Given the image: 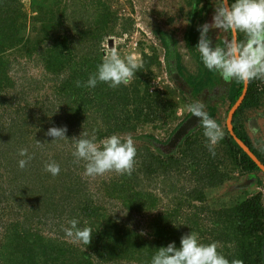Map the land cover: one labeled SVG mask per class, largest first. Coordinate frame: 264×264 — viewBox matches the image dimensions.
<instances>
[{
  "label": "trees",
  "instance_id": "obj_1",
  "mask_svg": "<svg viewBox=\"0 0 264 264\" xmlns=\"http://www.w3.org/2000/svg\"><path fill=\"white\" fill-rule=\"evenodd\" d=\"M21 1L0 0V109L5 108L0 113V218L4 219L6 209H18L17 212L23 213L30 211L31 207L27 205L31 203L38 204L37 210H44L46 215L60 213L56 215L64 218L71 214V218L67 220L79 219L81 228L86 227V220L95 217L106 216L108 222L101 229H91V242L82 249L75 248L66 241H46L36 230L32 241L21 238L16 250L9 249L10 255L12 254L11 264H116L134 261L136 254L139 256L135 264H151V258L159 247L167 246L173 241L179 247L181 237L191 231L198 232L203 243H220L221 249L218 251L229 261L240 259L243 264H264L263 191L244 192L230 206L210 211L208 220L213 226H217L215 232L205 233L200 228L203 214L208 213L209 207L195 202L204 203L205 189L218 185L229 176L230 170L238 169L246 176L255 175L254 182L258 180V184H262L259 175L261 168L243 150L230 131L226 129L223 139L214 146L215 156L207 147L200 118L174 148H159V145L165 147L179 126L193 115L190 111L165 139L148 134L147 138L153 148L150 145L135 146L137 155L131 175H116L117 178L114 176L107 184L109 187L104 184L101 187V184L94 193L91 191L85 181L88 176L84 174L83 161L77 163L72 156L74 137L78 138L86 131L89 137L95 135L99 142L113 134L131 131L140 122L166 120L176 113L182 103L168 97V94L165 95L158 88L151 90L149 82L154 75L153 68L161 65L155 50L152 54L142 52L143 67L134 75L135 84L132 87L121 85L111 88L104 83L98 84L94 89L77 87L76 82L87 81L101 62L98 43L106 32L107 25H116L115 13L107 6L83 11L76 7H81L75 4L78 0H61L57 7L41 17L44 35L32 43L28 37H18L20 26L25 25L26 18L22 17ZM185 1L191 5V10L188 13L189 24L184 41L188 54L194 59L193 70L185 66L183 54L176 48L179 41L175 38V32L159 29L156 33L165 48V57L174 60L177 79H180V86H175L172 93L180 94L183 101L189 104L201 100L205 103L209 116L215 120L220 114L217 101L222 105L228 103L230 110L240 99L246 86L236 80L224 82L217 73L204 67L195 47L200 39L198 29L207 21L204 10L210 8L211 2ZM82 6L86 5L83 3ZM38 8L42 9V6L39 5ZM59 10L62 13L61 20L56 19ZM173 19L174 16H170L168 21L172 22ZM198 19L199 24L196 23ZM130 28L131 26L125 25L121 31L127 32ZM218 32L221 34L222 30L210 29L207 38L212 41L213 47L217 45L226 48V39ZM229 35L232 39L230 31ZM239 39L244 40L243 34H240ZM9 48L16 49L17 52L22 48L26 49L27 60L37 61L44 68L43 81L50 74L54 76L56 83L52 93L55 97L50 99V108L41 104L37 114L26 94L8 95L13 77L29 82V88L34 90L44 86L42 81L40 86H32L35 79L26 75L16 76L12 60L9 61L2 54ZM82 48L85 52L81 51ZM80 52L82 55L77 59ZM262 82L263 79H254L249 83L246 96L233 116L232 127L235 134L264 163V152L258 147L257 140L247 126L254 121L251 111L260 108L264 102ZM141 84L144 86L143 90L139 87ZM184 86L189 88V92H185ZM220 86L225 87L224 93L207 102L204 99L205 93ZM55 109L59 113L54 115ZM52 127H66L67 139L54 141V137L47 135ZM20 148H26L32 157L24 169L18 166V160L22 158L18 155ZM179 148H182L181 151ZM51 162L60 165L59 175L52 176L44 170L45 165ZM6 178L10 180L6 181ZM118 178L122 180V189L126 191L129 200V205L123 207L127 215L123 216L111 211L109 202L106 201L109 200L108 196L115 198L113 189ZM147 180L158 188L161 187L162 195L170 198L164 210L158 211L161 197L142 189V181ZM249 180L251 178L248 183ZM15 200L19 203L13 204ZM102 210L105 212L103 216L100 213ZM135 210L142 213V216H145L146 211H158L149 220L152 226L164 230L166 235L158 237L154 246L146 247L143 235L130 223L129 219ZM28 218L26 217L27 222L30 223L29 220L33 218ZM68 221L65 224L69 226ZM10 224L17 228L23 225L19 220Z\"/></svg>",
  "mask_w": 264,
  "mask_h": 264
},
{
  "label": "rangeland",
  "instance_id": "obj_2",
  "mask_svg": "<svg viewBox=\"0 0 264 264\" xmlns=\"http://www.w3.org/2000/svg\"><path fill=\"white\" fill-rule=\"evenodd\" d=\"M37 1L38 2H34V0H22L20 4L21 13L22 15H24L22 17L26 16V18H24L25 25L20 26L18 37H28L32 40V43L36 42L37 39L44 35V22L41 20V17L46 15V12H48L50 9L57 7L61 3V0ZM210 2V8L204 10V13L207 17L206 23L208 24L212 23L215 7L218 5L219 0H210ZM70 3H72V1ZM83 3L86 6L83 7ZM75 4L81 5V7H76L83 9V11L84 9L87 11V9L93 10L94 8L100 7L102 9L107 6L115 13L117 17L116 25L114 26L112 23H109L107 25L106 32L104 33L101 41L98 43V56L100 58H102L105 51L110 52L113 48H115L119 52L122 58L127 55H134L140 62H142V52L152 54L155 50L159 55L161 65L154 66L153 68L154 75L149 82L151 90L153 91L158 88L165 95L168 94V97H173V99L182 104L180 105L176 113L173 116L168 117L166 120H158L149 123L140 122L136 125V128L132 129L131 131L116 133V135H119L122 139L131 137L136 147L150 145L153 148V146L151 145L152 143L147 138V135L153 134L161 139H165L171 132L172 128L177 125V123L189 111V103L183 101V98L182 96H180V94L172 93L175 86H180L178 85L180 79H174V60L170 57L169 59L165 57V48L160 42L156 31H158L159 29H166L175 32V38H177V40L179 41L176 48H178L183 54V62L185 66L190 70H193V66H195L194 59L188 54L187 47L184 41V34L189 24L187 19L188 13L191 10V5L186 3L185 0H78V2ZM39 5L42 6V9L38 8ZM60 9L62 10L61 7ZM61 10H59L56 15L57 20L62 19ZM170 16H174L172 22L168 21L170 19ZM24 20H20V22H24ZM196 23L199 24V19L196 21ZM125 25L131 26V28L127 32L123 31V33L121 30ZM218 33L220 34V32ZM220 35H222V37L226 39L227 43L232 40L229 35V31L222 30V33ZM109 38H112L114 41L113 47H110ZM30 45L31 44H29V46ZM89 49H91V47H89ZM26 51L27 50L24 48H22V50L18 52L16 51V49L9 48L2 54L9 61L12 60L13 70L17 72L15 73L16 76L26 75V77L35 79V81L31 83L32 86H40V81H42L41 84H44V86L39 89L35 88L34 90L29 88V82H25V80L21 81L17 79V77H13L8 88V95L10 96L12 94H21L24 96L26 94L29 98L30 103H32V107H34V112H37L38 114V112H40L38 111V109L41 104H43V106L46 105L47 108H50V99L55 97L52 91L56 81L54 76H52L51 74L49 75V78L47 76V79H44L45 81H43L42 79L45 72L44 68L37 61L27 60V58L25 57ZM81 51L85 52V49L82 48ZM82 52L78 54L77 59H80ZM22 53L24 55H22ZM134 84L135 79L133 76L127 86L132 87ZM262 84H264V82H262ZM139 87L142 90L144 89L143 84H141ZM184 88L185 92H189V88L187 86H184ZM219 89L220 90L217 91L212 90L211 92H206L204 95V99H206L207 102H210L212 99H216L219 94L224 93L225 87L223 86ZM217 103L220 107V114L215 120L221 126L223 131H225L226 129L229 130V127L227 125V117L232 108L229 110L228 103L224 105H222L219 101H217ZM4 110L5 108L0 109V113H3ZM53 113L55 115L59 112L55 109ZM251 115L254 117V122L251 121L247 126L251 130L253 138L257 140L258 147L263 148L264 152V102L260 106V108L251 111ZM253 123H256V126L258 127V129L256 128V131L252 128ZM158 145L159 144H157V146ZM7 147L8 146L6 145L5 148ZM163 147L164 146L159 145L160 149H167L166 147ZM179 149L181 151L182 148ZM229 172V176L225 177L218 185L210 186L205 189L206 198L204 203L199 201L195 202L197 205L209 207L208 213L205 212L203 214V220L200 223V228L205 231V233L207 231H209V233L211 231L215 232V227H217L213 226V224L208 220V214L210 211L230 206L238 199L239 195L243 194L244 192H264V173L262 171L259 172V175L262 179V184H258V180L254 182L253 176L255 175L246 176L243 173H240L238 169L230 170ZM116 175L120 174L114 171H109L99 176H88L85 181L87 184H89V187H91V191L94 193V191H96V187L101 186V184V187H103V184L109 187V185L107 184H109L111 179ZM125 175L126 174H124V176ZM249 178H251V180H249L250 183H247ZM7 180L10 179L6 178V181ZM121 181L122 180L118 178L114 183L115 188L113 189V193H115V198H111L110 196H108L109 200L106 201L109 202L111 211H115L120 216H123L127 215L123 207L129 205V200L126 195V191L122 189ZM4 184L6 185V183ZM141 186L146 193L148 191H151L157 197L162 198L158 211L164 210L166 208L170 198L167 195H162V192H160L161 187L158 188V186H156L155 184H151L148 180L142 181ZM18 201H20L19 197ZM18 201H16L15 203H11L18 204ZM27 206L29 208L31 207L30 211L23 213V211L17 212L18 209H6L5 215L3 214V216H5L4 219L0 218V264H11L10 256L12 257V254L10 255L9 249L11 251L16 250L18 241H20L21 238L22 240L24 238H27L32 241L33 232L36 230L39 231L40 234H42L46 241L48 239H53L56 243L66 241L68 242V244L72 245L75 248L78 247L82 249V247H84V244L74 242L73 240H71L70 238H66L65 236L64 228L68 227V225H66L65 223H67V219L71 218V214H67L66 216H64V218H61L60 216L56 215H60V213L46 215L44 213V210H37L38 204L33 205L30 203ZM111 208H113L114 210ZM158 211H146V213H144L145 216H142V213L139 214L135 210L133 211V215L129 219L131 220L130 223L137 228L139 233L143 235V242L145 243L146 247L154 246L155 240L158 237L160 238L166 235V232L164 230L154 227L150 223V216L152 217ZM100 213L102 214V216L105 215V212L103 210ZM53 216H55V218ZM26 217H29L28 220L30 218L33 219L29 220V223L27 222ZM18 220L23 223L22 226H19L17 228L10 224H15ZM106 222H108L106 216L95 217L86 220V226L90 227L91 229H101L102 226L106 224ZM7 225H9V228H7ZM218 249H221L220 243H218ZM232 250L233 249L231 248L230 252H232ZM138 256V254L134 256V261H124L116 264H135Z\"/></svg>",
  "mask_w": 264,
  "mask_h": 264
},
{
  "label": "clouds",
  "instance_id": "obj_3",
  "mask_svg": "<svg viewBox=\"0 0 264 264\" xmlns=\"http://www.w3.org/2000/svg\"><path fill=\"white\" fill-rule=\"evenodd\" d=\"M213 28L232 33L233 38L227 43L226 48L212 46V41L207 36ZM198 30L200 39L195 48L208 71L217 73L224 82L236 80L245 86L254 79H264V0H219L212 23H205ZM240 34L244 36L243 41L239 39ZM142 67L143 63L134 55L122 58L113 48L110 52L105 51L101 62L87 81H77L76 84L77 87L88 89H94L101 83L111 88L126 86ZM188 110L193 116L200 118L204 129L203 135L208 142L207 147L215 156L214 146L223 139L224 131L216 120L209 116L206 105L201 100L189 104ZM66 132V127H52L47 135L57 141L67 139ZM72 141L74 147L72 156L77 163L85 162L86 176H99L109 171L131 175L137 155L131 137L122 139L119 135L113 134L97 142L95 135L89 137V134L83 131ZM18 155L22 157L18 160L19 168H26L32 159L28 150L20 148ZM44 170L56 176L59 175L61 168L59 164L51 162L45 165ZM68 224L69 226L64 228L66 238L84 245L90 244L92 239L90 227L81 228L80 220L77 218H72ZM151 264H243V262L240 259L229 261L218 251L217 242L203 243L198 233L191 231L181 237L179 247L175 241L159 247L151 258Z\"/></svg>",
  "mask_w": 264,
  "mask_h": 264
},
{
  "label": "water",
  "instance_id": "obj_4",
  "mask_svg": "<svg viewBox=\"0 0 264 264\" xmlns=\"http://www.w3.org/2000/svg\"><path fill=\"white\" fill-rule=\"evenodd\" d=\"M113 39L110 38L109 39V44L110 47H113ZM174 73V77L177 79V71L175 68ZM249 85V84H248ZM248 85L245 88V91L243 92L242 96L240 97V99L237 101V103L232 107V109L230 110L228 117H227V125L229 127V130L231 132V134L233 135V137L235 138V140L239 143V145L243 148V150L259 165V167L261 168L262 172L264 173V163L256 156V154L250 149V147L245 144L233 131V127H232V121H233V116L235 114V112L237 111V109L240 107V105L242 104L246 93H247V89H248ZM199 118L195 117V116H191L189 117L185 122H183L179 128L175 131V133L173 134L171 140L165 145V147L167 148V150L174 148L179 141L181 140V138L194 126L198 123ZM263 252H264V246H263ZM264 256V253H263Z\"/></svg>",
  "mask_w": 264,
  "mask_h": 264
},
{
  "label": "crops",
  "instance_id": "obj_5",
  "mask_svg": "<svg viewBox=\"0 0 264 264\" xmlns=\"http://www.w3.org/2000/svg\"><path fill=\"white\" fill-rule=\"evenodd\" d=\"M253 122H254V121H253ZM252 125H253L252 128L255 129V131H256V128L258 129V127L256 126V123H253ZM261 149L263 150V148H261ZM247 183H248V182H247Z\"/></svg>",
  "mask_w": 264,
  "mask_h": 264
},
{
  "label": "flooded vegetation",
  "instance_id": "obj_6",
  "mask_svg": "<svg viewBox=\"0 0 264 264\" xmlns=\"http://www.w3.org/2000/svg\"><path fill=\"white\" fill-rule=\"evenodd\" d=\"M220 87H223V86H220ZM220 87L214 88L213 90H214V91L220 90V89H219ZM261 88H262V87H261ZM211 91H212V90H211Z\"/></svg>",
  "mask_w": 264,
  "mask_h": 264
}]
</instances>
